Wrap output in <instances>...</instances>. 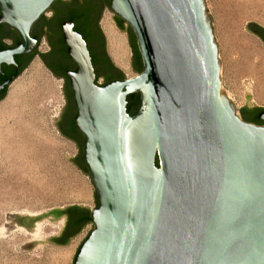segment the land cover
Returning a JSON list of instances; mask_svg holds the SVG:
<instances>
[{"label":"water","instance_id":"95a60500","mask_svg":"<svg viewBox=\"0 0 264 264\" xmlns=\"http://www.w3.org/2000/svg\"><path fill=\"white\" fill-rule=\"evenodd\" d=\"M55 1L0 0V23L24 40L8 52L12 60L34 50L31 30ZM109 8L137 37L144 70L133 78L118 68L124 80L97 84L86 41L73 21L62 24L77 64L67 75L96 208L8 214L7 230L31 219L33 233L38 221L57 222L77 207L91 212L94 228L73 264H264V125L241 118L223 89L207 1L110 0ZM260 109L264 123V108L246 106L242 117ZM78 156L65 155L76 166ZM61 234L22 249L57 245Z\"/></svg>","mask_w":264,"mask_h":264},{"label":"rangeland","instance_id":"374dc122","mask_svg":"<svg viewBox=\"0 0 264 264\" xmlns=\"http://www.w3.org/2000/svg\"><path fill=\"white\" fill-rule=\"evenodd\" d=\"M206 1L222 61V86L243 118L241 109L246 106L264 108V45L247 28L250 23L264 28V0ZM105 16L125 39L122 67L110 54L112 61L127 78H133L139 73L132 65L130 34L120 29L113 18L117 14L109 7L101 21ZM48 50L43 39L39 51ZM98 84H105L104 79ZM64 86V80L36 57L0 102V228L6 230L0 238V264H73L94 228L93 223L86 226L69 245L38 244L32 251L22 248L61 234L66 225L63 217L57 222L38 221L33 233L24 227L12 232L6 228L8 214L38 217L71 206L96 208L90 176L65 157H77L79 146L64 138L55 124L65 109Z\"/></svg>","mask_w":264,"mask_h":264},{"label":"flooded vegetation","instance_id":"af4514ba","mask_svg":"<svg viewBox=\"0 0 264 264\" xmlns=\"http://www.w3.org/2000/svg\"><path fill=\"white\" fill-rule=\"evenodd\" d=\"M65 2L67 5H64ZM56 3H59L58 9L60 10L62 7H72V6H89L92 9V21L90 23V29L92 31V40L90 41V46L93 52V55L96 58L97 68L95 69L96 74V83L98 84L99 79L103 78L106 85L113 81H121L118 78V71L117 67L114 65L112 58L110 56V52L108 49V42L104 32L101 30V16L105 7H108L107 2L105 0H56ZM54 15V11H50ZM0 16H1V4H0ZM52 17L47 18L43 21H37L31 30V38L37 40L36 47L31 53L24 54V55H15L13 60L8 56V52L13 51L19 44L23 43V37L21 34L12 28L11 26L0 23V87L4 85V88L0 90V102L4 101L8 95L9 88L11 84L15 81L14 76L16 79L19 78L23 72L28 68L30 60L32 59L33 54L36 51H39V47L42 44V40L45 39L46 44L49 47L48 52L38 55L45 66L52 72L54 76L64 80L65 83V94H66V104L65 109L62 113V116L58 122V130L60 134L66 138L67 140L74 142L79 146L80 140L85 138V136L79 131L75 130V116L77 113V108L74 99V93L71 86L70 79L67 75V72L74 71L77 69V64L70 58L66 57L62 54L63 48H60L57 45L58 37H56L53 32L51 31V25L55 22L52 21ZM65 23V22H64ZM119 24L117 19V25ZM253 34L259 38V40L264 45V29L257 27L252 28ZM44 33L43 39H39V35ZM64 37V36H63ZM130 35V41H132ZM87 43V42H86ZM65 45V42H64ZM66 46V45H65ZM62 47V46H61ZM67 47V46H66ZM88 47V44H87ZM68 49V47H67ZM89 49V48H88ZM90 52V51H89ZM40 53V52H39ZM91 55V53H90ZM31 61V62H32ZM31 64V63H30ZM66 70V78H63L64 69ZM117 68V69H116ZM99 74V78L97 75ZM98 79V81H97ZM10 81L9 84L5 83ZM101 85V84H100ZM251 118L254 119L257 117V113L255 111L248 112ZM251 123V122H250ZM76 124V123H75ZM256 125H264V123L258 120ZM77 127V126H76ZM63 218L66 221V233L61 234L58 238H62L66 240L68 236L74 231V224L77 218L72 214L70 210H67ZM33 223L31 219H19L18 224L24 228H30ZM65 225V226H66ZM64 231V230H63Z\"/></svg>","mask_w":264,"mask_h":264},{"label":"trees","instance_id":"16d2710c","mask_svg":"<svg viewBox=\"0 0 264 264\" xmlns=\"http://www.w3.org/2000/svg\"><path fill=\"white\" fill-rule=\"evenodd\" d=\"M65 3V2H63ZM64 5H67L66 3ZM107 5L108 7H110V0L107 1ZM59 3H55L52 5L51 9L49 11H54V15L52 18V21H54L55 23L51 25V31L53 32V34L58 37V43L57 45L59 46V44L62 46H60V48H63L62 50V54H64L66 57H68V49L67 47L64 45V37H63V32H62V24L64 22H68V21H73L75 24V28L74 30L76 32H78L79 34L82 35V37L84 38V40L87 42L88 44V48L89 51L91 53V58H92V63L93 66L95 68H97V60L95 58V56L93 55L91 46H90V41L92 40V31L90 29V23L92 21V9L89 6H72V7H67L66 8V12L63 14L61 13V11L58 9ZM45 19V15H43L39 21H43ZM118 19V26L120 27V29L124 30V25L126 24L125 21H123L121 18H117ZM38 21V22H39ZM260 27V26H258ZM262 28V27H260ZM131 29V28H130ZM264 29V28H262ZM132 30V29H131ZM44 37V33H41L39 35V39H43ZM132 41H131V45H132V50H133V54H134V68L138 73H142L144 70V64H143V59L141 56V53L139 51V47H138V43H137V37L135 35V33L132 31V37H131ZM39 54L38 51H36L33 56L32 59H34L35 57H37ZM32 60H30L29 65L31 63ZM117 69V68H116ZM66 68L64 69L63 72V78L67 79L66 76ZM118 71V78H120V80H124L125 77L123 76V74L117 69ZM99 74L97 75V78H99ZM98 81V79H97ZM136 100L135 96H131L130 97V102H134ZM138 108V103L135 104L131 109H130V114L133 115ZM263 111V109L257 110V117H255L254 119H252L251 117H248L247 114H244L243 119L247 122H251V123H257L258 122V115L259 113H261ZM75 125V130L78 131L76 124L74 122ZM84 142H85V138L83 137ZM79 160L80 162H77V166L86 174H88L89 176H91L89 167L87 166L85 159H84V144L83 142L80 140L79 142ZM157 164H159V160L157 159ZM70 211L73 213V211H77L79 213L75 214L74 216L77 218V220L75 221L74 224V231L68 236V238L66 240L60 238L55 240L54 242L57 245H66L68 244V242L76 237L86 226L90 225L93 223L92 221V215L91 212L89 210H79V208H71ZM68 225L65 226L64 231L62 232L63 236L66 233V228Z\"/></svg>","mask_w":264,"mask_h":264},{"label":"bare ground","instance_id":"6f19581e","mask_svg":"<svg viewBox=\"0 0 264 264\" xmlns=\"http://www.w3.org/2000/svg\"><path fill=\"white\" fill-rule=\"evenodd\" d=\"M101 27H102V30H103L104 34L106 35V37L109 41V50H110V54H111L113 60L115 61L116 64H118L120 67H122L123 63L120 59V55L124 51V47H125V39H124L123 35H121L120 33L115 31V29L113 28V25H112V19L109 16H105L103 18V20L101 22ZM124 57H125V55H124ZM5 232H6V230L4 229V227L0 228V238L1 239H2L3 235H5Z\"/></svg>","mask_w":264,"mask_h":264}]
</instances>
